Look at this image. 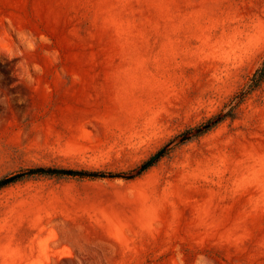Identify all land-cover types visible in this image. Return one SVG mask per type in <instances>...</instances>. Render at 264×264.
Listing matches in <instances>:
<instances>
[{"label":"rangeland","instance_id":"1","mask_svg":"<svg viewBox=\"0 0 264 264\" xmlns=\"http://www.w3.org/2000/svg\"><path fill=\"white\" fill-rule=\"evenodd\" d=\"M263 65L264 0H0V181L102 175L0 188V264H264Z\"/></svg>","mask_w":264,"mask_h":264},{"label":"water","instance_id":"2","mask_svg":"<svg viewBox=\"0 0 264 264\" xmlns=\"http://www.w3.org/2000/svg\"><path fill=\"white\" fill-rule=\"evenodd\" d=\"M211 125H207L203 129H200L197 131V133L202 132L203 130L209 128ZM189 139V136H185L182 141H186ZM166 149H163L159 151L156 155H154L145 165H143L139 171L138 174L146 171L150 167H152L157 161H159L163 155L165 154ZM35 174H46V175H63V176H70V177H79V178H99L102 177L100 174L96 173H88V172H82V171H73V170H62V169H53V168H36L31 169L29 171L23 172L19 175H16L11 178H7L0 181V188L16 181L17 179L28 176V175H35Z\"/></svg>","mask_w":264,"mask_h":264},{"label":"trees","instance_id":"3","mask_svg":"<svg viewBox=\"0 0 264 264\" xmlns=\"http://www.w3.org/2000/svg\"><path fill=\"white\" fill-rule=\"evenodd\" d=\"M264 80V65L260 68L254 76V86H257Z\"/></svg>","mask_w":264,"mask_h":264}]
</instances>
